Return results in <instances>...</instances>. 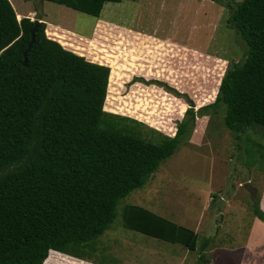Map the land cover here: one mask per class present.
I'll return each mask as SVG.
<instances>
[{"label": "trees", "instance_id": "16d2710c", "mask_svg": "<svg viewBox=\"0 0 264 264\" xmlns=\"http://www.w3.org/2000/svg\"><path fill=\"white\" fill-rule=\"evenodd\" d=\"M47 1L99 17L106 3L122 0ZM223 3L248 50L208 107L224 105L226 127L244 132L264 127V0ZM37 19L25 55L34 19L0 0V264H45L53 254L63 264H83L68 255L85 259L88 250H104L92 241L119 215L128 229L206 252L208 239L144 206L118 212L120 201L190 140L197 113L189 107L173 137L142 136L143 123L106 110L112 67L100 55L108 29L101 25L93 39H84ZM138 81L145 79L134 74L128 83ZM261 195L252 210L264 223ZM199 262L208 264L209 257L202 253Z\"/></svg>", "mask_w": 264, "mask_h": 264}, {"label": "rangeland", "instance_id": "374dc122", "mask_svg": "<svg viewBox=\"0 0 264 264\" xmlns=\"http://www.w3.org/2000/svg\"><path fill=\"white\" fill-rule=\"evenodd\" d=\"M10 1L20 17H41L84 39H93L101 25L108 29L107 54L100 55L112 67L106 110L143 123L142 136L173 137L187 109L197 113L190 140L143 187L124 197L118 212L136 204L194 229L201 222L200 241L209 243L206 252L190 250L187 264H200L202 253L208 264H264V223L252 210L264 187V127L232 131L224 123L226 107H208L221 79L248 50L229 23L231 9L224 0H122L106 3L99 17L47 0ZM139 46L146 49V77L139 74L143 61L136 62V53L145 56ZM134 74L145 81L128 83ZM93 242L104 250H88L87 257L105 264H162L163 259L179 264L187 250L128 229L120 215ZM45 264L63 262L53 254Z\"/></svg>", "mask_w": 264, "mask_h": 264}, {"label": "crops", "instance_id": "0c3cea01", "mask_svg": "<svg viewBox=\"0 0 264 264\" xmlns=\"http://www.w3.org/2000/svg\"><path fill=\"white\" fill-rule=\"evenodd\" d=\"M166 41H170V40H166ZM146 43V42H145ZM142 54L143 55H145V56H141V55H139V54H137L136 53V57L138 58V60L139 61H136L137 63H140L141 61H143V63H144V70H143V76H145L146 77V59L144 60V58L146 57V54L145 53H143L142 52ZM143 59V60H142ZM165 70H166V68H165ZM167 71V70H166ZM210 194V193H209ZM262 199H261V208H262V210L264 211V187H263V190H262V197H261ZM208 199V198H207ZM206 199V200H207ZM205 200V201H206ZM209 200V199H208ZM209 203H210V201H209ZM146 208H148V207H146ZM148 209H150V208H148ZM150 210H152V209H150ZM152 211H154V210H152ZM154 212H156V211H154ZM157 213V212H156ZM159 214V213H158ZM163 216V215H162ZM201 224V222H199L197 225H196V227H195V229L194 228H192V227H188V228H191V229H193V230H195L199 235H200V227H199V225ZM185 226V225H184ZM187 227V226H186ZM262 227H264L263 226V224H262ZM261 231V230H260ZM263 232H264V229H263ZM263 235V234H262ZM152 237V236H151ZM146 250H147V247H146ZM213 251V250H212ZM190 254H191V251L189 250V249H187V250H185L184 251V253H183V256L185 257V261L183 262V256H182V259H181V261L182 262H180L179 264H187V261H188V258H189V256H190ZM66 255H68V254H66ZM68 256H70L71 258L73 257V259H75L76 258V260L77 259H79V261H81V262H86V263H89V264H102V263H100V262H98V261H96V260H94V258H85V259H82V258H79V257H75V256H71V255H68ZM175 256V255H174ZM177 257V256H176ZM128 264V263H127ZM162 264H177L175 261H172V260H165V259H163V261H162ZM191 264H193V262L191 263Z\"/></svg>", "mask_w": 264, "mask_h": 264}, {"label": "water", "instance_id": "95a60500", "mask_svg": "<svg viewBox=\"0 0 264 264\" xmlns=\"http://www.w3.org/2000/svg\"><path fill=\"white\" fill-rule=\"evenodd\" d=\"M34 22H35V26L33 27L32 31H31V41H30L29 46L25 52V55H27V53L30 51V49L32 48V46L35 42V36H36L37 30L39 27L40 20L35 18ZM26 63H27V59H25V61H24V64H26Z\"/></svg>", "mask_w": 264, "mask_h": 264}]
</instances>
